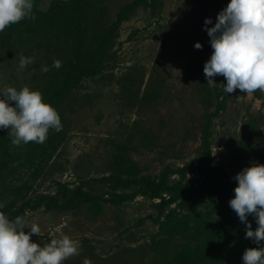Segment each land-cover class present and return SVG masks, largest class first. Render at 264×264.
Returning <instances> with one entry per match:
<instances>
[{
    "label": "rangeland",
    "instance_id": "obj_1",
    "mask_svg": "<svg viewBox=\"0 0 264 264\" xmlns=\"http://www.w3.org/2000/svg\"><path fill=\"white\" fill-rule=\"evenodd\" d=\"M137 1L127 20L115 26L121 10ZM52 4L58 13L70 12L74 22L77 9L79 32L69 36L41 21ZM227 5L225 0H41L33 8L36 19H26L10 42L2 41L5 31L0 33V98L6 87L28 86L42 92L77 64L92 71L60 103L63 130L49 131L47 153L32 167L11 165L5 188L30 184L35 195H55L58 184L71 190L82 184L100 195L109 188L88 181L114 173L125 176L133 170L141 176L159 175L166 167L198 165L207 155L208 187L236 181L241 143L255 131L252 146H264V92L246 95L237 89L227 94L221 87L227 83L223 76L214 77L215 87L208 86L204 65L213 49L205 20L211 19L207 27H214ZM103 35L109 37L106 55L99 62ZM19 36L28 41L22 44ZM196 43L202 49H196ZM21 54L35 57L23 71ZM54 60L62 61L60 69L52 68ZM42 66L51 70L42 73ZM188 178L204 179L198 173ZM178 179L174 175L171 181ZM9 199L4 193L0 203ZM160 201L137 196L121 205L103 203L98 213L85 203L64 211H27L22 216L29 225L37 223L41 228V236L31 237L34 243L43 246L64 235L79 241L80 254L64 264H173L188 243L224 253L225 230L216 223L206 243L180 236L156 245L164 237L160 224L165 214L156 207ZM175 208L174 204L165 213ZM242 257L223 264H244ZM213 263L206 252L198 262Z\"/></svg>",
    "mask_w": 264,
    "mask_h": 264
},
{
    "label": "trees",
    "instance_id": "obj_2",
    "mask_svg": "<svg viewBox=\"0 0 264 264\" xmlns=\"http://www.w3.org/2000/svg\"><path fill=\"white\" fill-rule=\"evenodd\" d=\"M157 0H153L155 3ZM228 4L230 0H225ZM34 9H36L41 0H33ZM75 3V2H74ZM137 2L124 7L119 13L115 26L120 25L127 20L129 14L134 10ZM55 4L41 15V21L53 30L59 28L65 34L72 36L79 26L81 19L77 9L75 14L76 21L70 12L58 13ZM83 15L82 12H80ZM23 21L10 25L6 28L2 35V41L8 43L12 40L20 26L24 25ZM109 35H103L98 43V61L102 60L106 55L107 39ZM19 41L25 44L28 39L19 36ZM92 71L83 69L80 65H75L70 72L62 79L52 81L41 93L43 102L50 104L56 111L62 100L72 92L83 76L91 75ZM223 105H221V108ZM220 110H224V107ZM9 130H4L0 135V197L2 194L9 196V202L4 204L0 211L4 212L10 220H14L17 216H22L27 211H36L39 209L46 210H65L74 209L81 204H89L92 212L98 213L102 204L121 205L127 201L135 199L137 196H147L153 200H161L156 204L159 212L165 214L164 220L160 224V230L164 237L155 241L156 245L168 244L171 239L184 237L194 242L199 239L206 243L209 230L213 224L222 226L224 231V239L222 241V249L220 252L215 247L206 245L205 249L201 246L193 247L190 243L177 253L173 264H198L203 254L210 256L214 261L213 264H223L226 259L243 255L246 249L258 246L252 240L246 237V224L239 220L237 214L229 207V202L235 197L234 189L238 186L237 181L223 180L215 188L207 186L210 176L211 161L209 155L205 156L198 162L190 163L179 169L166 167L159 175L141 176L136 170L127 175L114 173L107 177L88 181L108 187L109 190L98 195L85 189L84 185H80L71 190L67 186L58 184L55 195L36 194L33 186L23 184L5 188L11 165L32 167L36 163V159L47 153L49 149L48 134L44 144L35 142L22 144L19 147L13 146L11 137L8 136ZM255 137V131H252L249 137L241 143L238 149L240 161L239 168L241 172L247 167L254 165H264V146L255 149L252 142ZM198 173L204 179L188 178V174ZM177 175V181H171L172 176ZM200 182V185H197ZM3 192V193H2ZM108 196V197H107ZM176 205L175 209H171L165 213L166 209L172 205ZM248 222L252 224V230H256L258 225L253 216L248 217ZM241 246L240 253H237Z\"/></svg>",
    "mask_w": 264,
    "mask_h": 264
},
{
    "label": "clouds",
    "instance_id": "obj_3",
    "mask_svg": "<svg viewBox=\"0 0 264 264\" xmlns=\"http://www.w3.org/2000/svg\"><path fill=\"white\" fill-rule=\"evenodd\" d=\"M33 8V0H0V33L24 19L35 20ZM210 24L212 20L206 19L205 31L213 49L210 60L204 65L208 86L215 87L214 77L223 76L227 83L221 87L227 94L237 89L246 95L257 90L264 92V0H230L218 14L215 26L208 28ZM195 48L202 49V45L196 43ZM34 62V56L21 54L19 70ZM61 67L62 61H53L52 68ZM50 70L48 66L41 68L42 73ZM0 129H10L11 143L19 147L31 142L44 144L50 130L60 132L63 126L56 109L43 102L42 93L24 86L20 90L3 89ZM234 179L238 186L230 207L246 224L245 238L260 245L264 242V165L247 167ZM3 207L0 203V208ZM250 215L258 225L254 231L248 222ZM26 228L30 229L27 234ZM33 235L41 236L37 223L29 225L23 216L10 220L0 211V264H64L80 254L79 241L67 235L43 246L32 242ZM242 259L244 264H264V247L246 249Z\"/></svg>",
    "mask_w": 264,
    "mask_h": 264
}]
</instances>
